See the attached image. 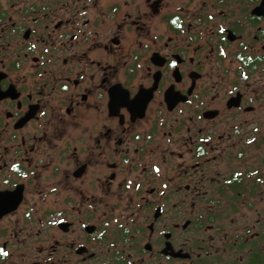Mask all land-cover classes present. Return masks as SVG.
Listing matches in <instances>:
<instances>
[{"label":"flooded vegetation","instance_id":"obj_1","mask_svg":"<svg viewBox=\"0 0 264 264\" xmlns=\"http://www.w3.org/2000/svg\"><path fill=\"white\" fill-rule=\"evenodd\" d=\"M0 264H264V0H0Z\"/></svg>","mask_w":264,"mask_h":264}]
</instances>
